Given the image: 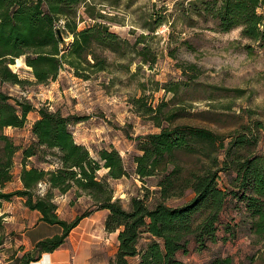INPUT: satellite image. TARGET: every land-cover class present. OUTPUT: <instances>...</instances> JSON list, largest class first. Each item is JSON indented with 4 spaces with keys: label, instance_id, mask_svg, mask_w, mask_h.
Listing matches in <instances>:
<instances>
[{
    "label": "rangeland",
    "instance_id": "rangeland-1",
    "mask_svg": "<svg viewBox=\"0 0 264 264\" xmlns=\"http://www.w3.org/2000/svg\"><path fill=\"white\" fill-rule=\"evenodd\" d=\"M95 2L96 10L106 16L101 21L120 38L128 40L118 53L100 50L108 61L106 70L90 69L87 71L90 78L86 79L66 64L56 80L42 84L37 83L23 56L11 67L24 83L3 82L0 91L37 108L46 107L70 116L72 133H78L79 129L86 136V146L93 157L99 159V149L117 147L129 174L110 183L115 199H120L125 209L130 208L133 197H144L149 208L155 207L160 198L158 177L139 178L134 158L142 152L139 149L142 137L163 127L186 125L204 129L221 137L225 147L230 141L245 137V145L239 150L241 158L250 153L263 155L264 38L252 41L242 35L241 28L221 31L217 21L195 13L191 0ZM85 10L84 4L78 8L79 29L96 22ZM258 11L264 13V8ZM62 24L63 21L60 28ZM64 38L67 51L74 36L64 33ZM38 115V110L32 111L23 127L0 126V150L5 146L4 135L19 147L11 167L13 178L7 182L5 191L2 189L4 192L21 190L17 180L25 165L47 171L59 166L58 157L51 153L39 152L23 159V148L34 142L32 127ZM179 163L185 169L199 167V159L192 154H184ZM104 171L106 168H101L98 175L105 176ZM235 176L232 168L221 171L219 184L223 187L228 184L231 189L230 181ZM49 187L43 181L36 192L45 195ZM191 197L192 193L187 191L185 197L170 198L166 203L180 206ZM24 200L14 196L4 201L0 209V216L6 214L0 222V238L4 243L0 246V264L14 258L22 246L25 248L20 242L21 233L38 221L33 213L37 210L29 209ZM226 207L215 242L210 241L206 249L199 251V244L192 240L186 252H179L186 264H214L217 258L226 257H232V264H264V231L257 232L256 218L248 215L244 202L234 193ZM78 209L63 208L60 217L74 220L83 211ZM104 220L100 213L94 225H99L107 235ZM226 225L231 228L226 230ZM96 237L101 239L98 234ZM150 237L148 232L142 233L140 249L151 241ZM115 240L107 242L111 259L117 247ZM130 261L135 263L138 258Z\"/></svg>",
    "mask_w": 264,
    "mask_h": 264
},
{
    "label": "trees",
    "instance_id": "trees-1",
    "mask_svg": "<svg viewBox=\"0 0 264 264\" xmlns=\"http://www.w3.org/2000/svg\"><path fill=\"white\" fill-rule=\"evenodd\" d=\"M195 13L200 17L217 21V28L229 31L241 28L242 35L252 41L264 38V0H191ZM85 5V13L96 22L79 29L78 8ZM95 0H0V84H22L24 80L14 72L11 65L25 57L37 83L48 84L56 80L67 64L75 74L86 79L88 70H106L108 61L99 52L121 51L127 39L110 30L106 16L96 10ZM63 21L60 28V22ZM60 32L62 36L60 35ZM64 33H72L73 42L65 51ZM92 58V61L89 59ZM39 111V118L32 127L34 142L23 148V159L34 157L39 152L58 157L57 169L47 171L39 167L23 168L20 178L23 188L2 191L13 178L12 163L19 147L7 136L0 150V209L6 200L23 197L25 205L41 213L40 220L49 225H58L61 233L37 241L32 250L22 252L21 264H30L41 259L66 243L67 236L84 216L74 220L60 217L53 189L66 193L77 188L76 196L85 193L98 209L109 210L106 229L119 230L116 256L109 264H186L179 252H186L192 240L199 244V251L208 247L219 237V223L226 210L231 193L244 202L245 210L257 232L264 231V157L259 154H239L245 145V137L230 141L225 147L222 138L204 129L186 125L163 127L159 132L143 136L139 143L141 154L136 155L135 173L139 178L158 177L159 200L149 208L144 197H133L130 208L125 209L120 199H115L114 188L108 179H119L129 174L127 166L115 147L98 150L99 159L93 157L89 148L77 143L70 129L71 117L46 107L37 108L28 101L16 99L0 91V126L23 127L29 114ZM161 125V121H157ZM184 154L199 159V167L185 169L179 163ZM224 158H221V155ZM236 155V158H232ZM108 169L100 177L101 168ZM234 169L236 178L230 181L231 189L219 184L220 172ZM50 187L45 195L36 192L41 182ZM234 187V188H233ZM82 191V192H81ZM192 197L180 206L168 205L167 200ZM6 214L0 216L4 221ZM222 223V222H221ZM231 226L226 225V230ZM143 232H148L151 241L142 249L139 243ZM0 238V246L3 245ZM24 247L22 246L20 251ZM138 258L132 263L131 258ZM232 257L217 258L214 264H232Z\"/></svg>",
    "mask_w": 264,
    "mask_h": 264
},
{
    "label": "crops",
    "instance_id": "crops-1",
    "mask_svg": "<svg viewBox=\"0 0 264 264\" xmlns=\"http://www.w3.org/2000/svg\"><path fill=\"white\" fill-rule=\"evenodd\" d=\"M29 117V116H28ZM39 118V115L36 117V119ZM34 119V121L36 120ZM33 121V124H34ZM75 136V140L77 143H82L87 145V142L85 140V135L79 132L78 133L73 132ZM36 137L33 136V140H35ZM117 150H119L117 147H115ZM120 151V150H119ZM264 157V152H263ZM108 170L104 171L106 174ZM114 180L110 178V182L113 184ZM18 189L23 188V182L21 181L20 174L18 175ZM225 187H229L228 184H225ZM6 189V188H5ZM4 189V191H5ZM76 190L77 188H72L71 190H68L66 193H61L58 189H53L54 191V197L55 201L58 204L57 211L59 212V215L62 217V211H60L63 208L66 207H72L73 209L79 208L82 209L81 213H78L77 216L81 215L82 213L86 211H91V213L87 216H84L79 224L71 230L69 235L67 236L66 243L62 245L61 247L55 249L52 252H46L41 257V259L37 261H33L30 264H109L112 260L110 248L108 247L109 239H117L119 230L117 231H107V235L102 233L100 230L99 225H94L95 219H97L98 214H102L103 217H105L104 222L106 221L109 210L106 209H98L95 206L94 200L91 198V196L86 195L85 193H81L80 196H76ZM78 209V210H79ZM34 215H37L38 221L31 226L30 228L24 230L21 233V244L25 246L24 250L29 251L30 249H33L34 246L37 244V241L46 237H52V235H55L57 233L62 232V228H55L50 227L51 225L47 224L44 221L40 220L41 213L36 211L33 212ZM105 224V223H104ZM106 229V226H105ZM101 231V232H100ZM96 234L101 236V239L96 237ZM115 240V241H116ZM106 242V243H105ZM119 240L117 242V247L115 248L113 258L116 256V252L118 249ZM22 252H18L14 258L8 260L4 264H12L16 262L15 264H21V260H19L20 257L19 254H22ZM18 259V261H16Z\"/></svg>",
    "mask_w": 264,
    "mask_h": 264
},
{
    "label": "water",
    "instance_id": "water-1",
    "mask_svg": "<svg viewBox=\"0 0 264 264\" xmlns=\"http://www.w3.org/2000/svg\"><path fill=\"white\" fill-rule=\"evenodd\" d=\"M60 35L62 36L61 32H60Z\"/></svg>",
    "mask_w": 264,
    "mask_h": 264
}]
</instances>
